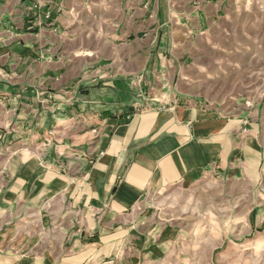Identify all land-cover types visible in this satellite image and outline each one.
I'll return each mask as SVG.
<instances>
[{
    "label": "crops",
    "instance_id": "1",
    "mask_svg": "<svg viewBox=\"0 0 264 264\" xmlns=\"http://www.w3.org/2000/svg\"><path fill=\"white\" fill-rule=\"evenodd\" d=\"M194 1L151 22L170 0H0V264L172 263L156 193H264V92L248 108L187 80L230 5Z\"/></svg>",
    "mask_w": 264,
    "mask_h": 264
},
{
    "label": "rangeland",
    "instance_id": "2",
    "mask_svg": "<svg viewBox=\"0 0 264 264\" xmlns=\"http://www.w3.org/2000/svg\"><path fill=\"white\" fill-rule=\"evenodd\" d=\"M179 1L170 0L165 9L151 7L149 20L192 16L194 8L182 11ZM201 1H194L193 7ZM225 1L230 2L226 19L201 46L207 55L199 56L198 66L188 68L186 76L203 83L205 95L221 99L242 95L250 108L264 92V0ZM143 82L141 77L129 82L134 98H147ZM248 126L245 119L243 133H248ZM260 192L250 184L215 176L185 190L156 193L150 202L159 223L180 231L167 255L173 262L166 264H264V199L261 204L257 200L264 193Z\"/></svg>",
    "mask_w": 264,
    "mask_h": 264
}]
</instances>
